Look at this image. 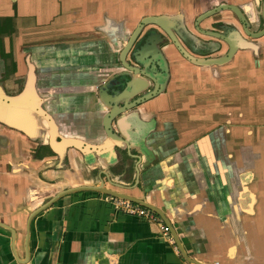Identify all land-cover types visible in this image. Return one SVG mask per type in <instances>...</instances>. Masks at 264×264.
<instances>
[{
    "label": "flooded vegetation",
    "instance_id": "obj_1",
    "mask_svg": "<svg viewBox=\"0 0 264 264\" xmlns=\"http://www.w3.org/2000/svg\"><path fill=\"white\" fill-rule=\"evenodd\" d=\"M168 1L178 5V0ZM196 1L204 7L191 19L184 9L176 13L173 25L178 28L173 34L179 46L158 25L144 24L122 62L121 52L140 19L167 13H147L129 28L124 19H115V0L97 1L103 19L93 30L100 38L90 41L81 33V22L57 21L64 12L62 0H48L56 15L45 26L38 25V0H0V92L15 96L28 90L51 121L48 125L37 111L16 107L18 127L2 122L0 126L33 142L24 148L29 160L65 152V162L58 167L63 170L71 169L73 152L115 153L112 166L94 165L88 169L91 181L78 185L103 182L105 188L124 192L120 184H135L136 178L127 172L133 171L136 152H231L233 161H244L243 178L249 181L250 169H259L263 159L255 142L264 136V92L259 93L261 100L253 95L264 88V81L254 84L249 75L264 68V0ZM53 35L63 38L53 40ZM87 42L95 43L96 52L86 48ZM141 44L144 52L139 54ZM55 45L68 50L62 61L47 60L51 57L45 53ZM190 57L214 62L195 64ZM221 60L225 61L217 63ZM68 96L78 110L68 108ZM26 164L14 168L19 172Z\"/></svg>",
    "mask_w": 264,
    "mask_h": 264
},
{
    "label": "crops",
    "instance_id": "obj_2",
    "mask_svg": "<svg viewBox=\"0 0 264 264\" xmlns=\"http://www.w3.org/2000/svg\"><path fill=\"white\" fill-rule=\"evenodd\" d=\"M75 1L72 5L62 0L64 12L57 21L81 22L86 39L100 38L93 30L103 19L100 0ZM183 1L174 6L168 0H115V19H124L131 28L147 13L176 14L184 9L191 19L204 7L198 1ZM38 4V25L45 26L56 14L48 0ZM84 44L96 52L95 43ZM65 49L55 45L45 53L51 57L47 60L62 61ZM250 76L254 84H262L264 68ZM258 91L253 96L261 100L264 88ZM68 100V108L78 110L72 96ZM255 143L263 150L262 166L250 169L249 181L243 178L244 161H233L231 152H136L139 161L133 156L136 167L127 173L137 183L122 191L160 208L172 223L179 247L173 237L171 241L163 236L157 221L114 211L105 196L91 191L67 194L38 213L25 243L30 211L61 189L89 183L91 167L83 165L78 152H69L71 169L66 170L58 168L65 159L60 162L55 153L29 160L24 148L33 142L0 126V220L16 231L13 243L11 232L0 228V264H187L189 258L201 264H264V136ZM20 162L27 164L18 172L14 167Z\"/></svg>",
    "mask_w": 264,
    "mask_h": 264
},
{
    "label": "water",
    "instance_id": "obj_3",
    "mask_svg": "<svg viewBox=\"0 0 264 264\" xmlns=\"http://www.w3.org/2000/svg\"><path fill=\"white\" fill-rule=\"evenodd\" d=\"M220 7L214 8V9L204 13L201 17H204L207 14L215 12L217 9H221ZM229 7L230 6L226 5L224 8H229ZM178 17H179V15H177V14H176V16H171V15H167V14H161V15H153V16L147 15V16L142 17L140 19V22L137 24L136 28L133 30L126 47L121 52V60H122V62H123L124 54L129 49L130 44L134 41V39L136 38L138 33L141 31V29H142L144 24L153 23V24L158 25L159 27H161L163 30H165L170 35V37L173 39V42L175 43V45L179 46L178 41H176V39H175L176 36L173 34V30H177V28H178L176 25H173V23L178 19ZM186 38L189 41L192 40V38L189 37V36L186 37ZM137 52L139 54H142V52H144L142 44L139 45ZM233 53H234V50L231 49L230 52H229V55L230 54L233 55ZM190 60H191V62H193L195 64H203V65H211L214 62V60L209 62V61H202L201 59H197V58H193V57H190ZM224 61L221 60V61H219L217 63H223ZM126 84H128V83H126ZM29 94H31V92H29L28 90H26L23 95H15V96H8V95L2 94L0 92V122L5 123L8 126L17 128L18 125L15 122L16 121V117L18 115V113H16L17 112L16 107H19V108H27V107H29L31 110L37 111L41 115V117L45 121H47L48 125H51L50 117L48 116V114L44 110H42V109H40L38 107V104L36 103V100L35 101L33 99L31 100ZM28 111H30V110H28ZM28 111H26V113L24 115L25 117L27 116ZM53 130H54V126H53ZM26 131L30 134L29 129H27ZM51 136L53 137L52 131H51ZM54 153L58 156L60 162L65 159V152H54ZM79 153L83 157L84 162L87 164V166L91 167V168H93L94 165H98V164L100 165V161L98 159L103 160V162L109 163V164H113L114 163V159H115V153L114 152H79ZM108 153L111 154V157H113L111 160L106 158ZM135 158L138 161L140 160L139 155H136ZM102 174L106 175L105 171H102ZM135 183H137V180L135 181ZM128 187H131V186H128ZM124 188H127V186L120 184V189L123 190ZM79 191H93V192H97V193H101V194H106V195H110V196H113V197L126 199V200L135 202L137 204H140L142 206H145V207L149 208L166 225V227H167V229L169 231L170 237H173L174 242L179 247V243L180 242L178 243V241H179L178 237L173 232L174 229H173L172 223L166 218V216L164 215V213L162 212V210L160 208H158L157 206H155V205H153V204H151V203H149V202H147V201H145V200H143L141 198H137L135 196H132V195L126 193V192H121V191L105 188L103 186V182H101L99 185H75V186H70V187L65 188L63 190H59L53 196H51L47 201H45L44 203L40 204L37 208H35L30 213V215L28 217L27 228H26L27 230H26V234H25L26 235L25 236V243L27 242V240L29 238V223H30V220L33 217H35L38 213L42 212L47 207L51 206L59 198L65 196L67 194L74 193V192H79ZM0 226L11 230V232H12L11 238H12V242L14 243L15 232L13 231L11 226L9 224L5 223V222H0ZM192 261H194V262H192ZM188 262L192 263V264H201L200 262L192 260L191 258H189ZM215 264H218V263L215 262Z\"/></svg>",
    "mask_w": 264,
    "mask_h": 264
},
{
    "label": "built area",
    "instance_id": "obj_4",
    "mask_svg": "<svg viewBox=\"0 0 264 264\" xmlns=\"http://www.w3.org/2000/svg\"><path fill=\"white\" fill-rule=\"evenodd\" d=\"M108 202L112 205L114 211L123 212L125 214L137 216L139 218H143L149 221H157L159 224V228L163 236H166L169 240L172 241V238L169 235V231L166 225L159 219V217L149 208L137 204L135 202L117 198V197H109L107 198ZM217 263V262H216ZM192 264V263H187Z\"/></svg>",
    "mask_w": 264,
    "mask_h": 264
}]
</instances>
